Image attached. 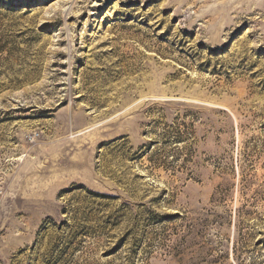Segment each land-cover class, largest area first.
Listing matches in <instances>:
<instances>
[{"label": "rangeland", "instance_id": "374dc122", "mask_svg": "<svg viewBox=\"0 0 264 264\" xmlns=\"http://www.w3.org/2000/svg\"><path fill=\"white\" fill-rule=\"evenodd\" d=\"M0 264H264V0H0Z\"/></svg>", "mask_w": 264, "mask_h": 264}, {"label": "built area", "instance_id": "2783aa9c", "mask_svg": "<svg viewBox=\"0 0 264 264\" xmlns=\"http://www.w3.org/2000/svg\"><path fill=\"white\" fill-rule=\"evenodd\" d=\"M0 196H1V189H0Z\"/></svg>", "mask_w": 264, "mask_h": 264}]
</instances>
